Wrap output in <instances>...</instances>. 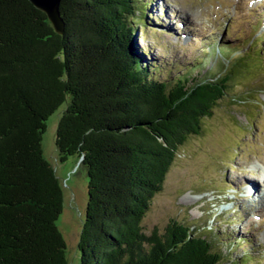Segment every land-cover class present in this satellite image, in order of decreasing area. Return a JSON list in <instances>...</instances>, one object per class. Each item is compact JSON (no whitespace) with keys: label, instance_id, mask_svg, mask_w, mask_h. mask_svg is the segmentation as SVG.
I'll use <instances>...</instances> for the list:
<instances>
[{"label":"trees","instance_id":"1","mask_svg":"<svg viewBox=\"0 0 264 264\" xmlns=\"http://www.w3.org/2000/svg\"><path fill=\"white\" fill-rule=\"evenodd\" d=\"M148 4L61 0L57 33L30 0H0V264L69 263L57 224L63 183L42 149L46 121L64 104L59 160L82 157L89 178L80 264L240 262L194 225L144 230L178 150L252 68L242 58L198 79L194 60L174 80L157 77L135 45Z\"/></svg>","mask_w":264,"mask_h":264},{"label":"rangeland","instance_id":"2","mask_svg":"<svg viewBox=\"0 0 264 264\" xmlns=\"http://www.w3.org/2000/svg\"><path fill=\"white\" fill-rule=\"evenodd\" d=\"M147 1V21L136 30L135 45L146 54L144 61L159 65L157 77L174 80L194 60L201 65L192 73L198 79L242 58H251L252 68L232 81L230 94L204 119L202 132L178 150L144 230L164 232L174 219L207 233L229 261L264 264V0ZM65 107L46 121L42 149L63 183L57 224L67 242L66 258L80 264L89 178L77 155L59 160L56 133ZM254 180L260 181L256 193Z\"/></svg>","mask_w":264,"mask_h":264},{"label":"water","instance_id":"3","mask_svg":"<svg viewBox=\"0 0 264 264\" xmlns=\"http://www.w3.org/2000/svg\"><path fill=\"white\" fill-rule=\"evenodd\" d=\"M35 7L44 11L57 33H63L64 22L61 17L60 5L61 0H30ZM82 159V157H81Z\"/></svg>","mask_w":264,"mask_h":264},{"label":"bare ground","instance_id":"4","mask_svg":"<svg viewBox=\"0 0 264 264\" xmlns=\"http://www.w3.org/2000/svg\"><path fill=\"white\" fill-rule=\"evenodd\" d=\"M264 181V180H263ZM254 183H256L255 184V191H254V193H256V192H258V186L260 185V181H258V180H254Z\"/></svg>","mask_w":264,"mask_h":264}]
</instances>
